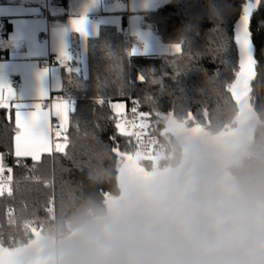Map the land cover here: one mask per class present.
<instances>
[{
    "label": "trees",
    "instance_id": "16d2710c",
    "mask_svg": "<svg viewBox=\"0 0 264 264\" xmlns=\"http://www.w3.org/2000/svg\"><path fill=\"white\" fill-rule=\"evenodd\" d=\"M67 1L51 0L60 6ZM247 1L167 0L141 12L142 25L162 42H182V50L170 55H131L121 30L100 26L98 34L87 40L84 72L74 60L63 74L60 94L72 101L73 109L67 131L56 142L62 150L44 154L36 162L13 155L15 123L12 114L6 119L8 110L0 109L2 166L8 180L11 177V194L0 195L2 238L14 240V247L27 243L32 239L28 231L32 222L55 219L58 228L67 223L75 227L105 207L104 194L119 193L116 177L122 160L115 151L133 153L132 140L126 132L118 135L109 101L125 102L127 115L133 116L134 106L147 114L139 122H147V132L168 145L172 163L180 147L165 130V117L199 124L211 133L232 127L236 107L225 87L234 79L232 70L238 69L233 27ZM250 19L255 56L261 62L250 100L264 123V0ZM138 75H148V82L137 83ZM99 100L103 104L96 103ZM113 136L115 140L110 139ZM260 141H264V124L258 127L254 144Z\"/></svg>",
    "mask_w": 264,
    "mask_h": 264
},
{
    "label": "clouds",
    "instance_id": "9594fccd",
    "mask_svg": "<svg viewBox=\"0 0 264 264\" xmlns=\"http://www.w3.org/2000/svg\"><path fill=\"white\" fill-rule=\"evenodd\" d=\"M46 254L50 264H264V141L225 152L193 140Z\"/></svg>",
    "mask_w": 264,
    "mask_h": 264
},
{
    "label": "crops",
    "instance_id": "0c3cea01",
    "mask_svg": "<svg viewBox=\"0 0 264 264\" xmlns=\"http://www.w3.org/2000/svg\"><path fill=\"white\" fill-rule=\"evenodd\" d=\"M166 1L68 0L66 6H60L51 0H7L0 4V87L10 88L15 102L23 106L40 103L50 113L54 112L51 105L62 98L73 104L67 96L60 94L64 90L63 74L73 67L72 61L77 62V55L78 66L84 72L87 40L95 37L102 25L114 26L121 31L127 29L123 34L131 55L178 53L172 48L177 43L162 42L150 28L142 25L141 12L150 11ZM81 17L84 20L83 32H76L71 22ZM133 50L135 54H132ZM48 57L58 62L59 68L45 66L43 63ZM15 75L19 84L13 89L10 82ZM42 93H47L49 98L40 100ZM114 103H123L121 111L127 115L125 102ZM11 114L15 123L14 110ZM52 118L56 116L50 115V121ZM57 121L61 135V122ZM60 135L52 134L50 122L48 150L39 152V159L44 154L53 153ZM12 153L17 157L15 140ZM19 157L32 159L30 156ZM0 174L4 175V184L8 177L4 172Z\"/></svg>",
    "mask_w": 264,
    "mask_h": 264
},
{
    "label": "water",
    "instance_id": "95a60500",
    "mask_svg": "<svg viewBox=\"0 0 264 264\" xmlns=\"http://www.w3.org/2000/svg\"><path fill=\"white\" fill-rule=\"evenodd\" d=\"M248 2L249 1H247L246 3ZM252 3L255 4V0H253ZM257 7L258 5L253 6L252 14L257 9ZM252 14L250 18L252 17ZM240 16L235 19L236 21L233 27L234 43L236 33L240 26ZM250 23L251 19L249 20L248 25L249 32ZM235 47L237 49L238 56V46L236 45V43ZM250 52L253 55H256V48L252 41V33H250ZM137 83L140 82L137 81ZM251 86L247 87L243 92L238 89H234L230 93L232 101L236 107V114L233 119V126L228 129H221L215 133H211L208 129L202 127L199 124H193L192 126L187 127L185 125V122L177 121L172 117H168L164 124L165 130L171 132V134L177 141L180 147V153L183 148L193 140H202L212 145H219L223 147L225 152L235 151L241 147L251 146L252 144H254L257 129L264 123L261 121L259 115L256 114L257 112L254 109V105L251 104ZM146 124L147 122L142 123V125ZM115 153L122 160L118 168L116 177L119 192L122 190L125 182L128 179L148 176L152 173L164 169L159 167V163L164 158L163 155L157 156L135 153L130 154L120 153L118 151H115ZM144 160L148 161L151 164L150 170H147L146 168L144 169V167L140 164V162ZM114 197L115 196L104 194L105 207L112 201ZM54 240V237L50 235L32 231V239L23 245L17 246L15 248H6L0 244V264H50L49 258L46 254V248Z\"/></svg>",
    "mask_w": 264,
    "mask_h": 264
},
{
    "label": "snow or ice",
    "instance_id": "6c2138e0",
    "mask_svg": "<svg viewBox=\"0 0 264 264\" xmlns=\"http://www.w3.org/2000/svg\"><path fill=\"white\" fill-rule=\"evenodd\" d=\"M260 0H252L244 4L241 8L240 26L235 36V43L238 46V69H233L232 74L234 79L231 83L227 84L225 90L231 93L234 89L243 92L247 87L256 82L259 76V69L261 62L250 52V32L248 25L250 16L252 14L253 6L258 5ZM73 30L76 32H83V17L74 19L72 22ZM175 52L182 50V42L172 46ZM132 54H135L133 50ZM172 78V76H171ZM149 80L148 75H138L137 81L140 83H147ZM58 91V90H57ZM49 98L47 93H42L40 100ZM98 104H103V100L96 101ZM136 105V101H133ZM109 106L115 113L117 118L115 128L118 135L122 136L125 132L139 126V118L146 116L145 113L138 112L136 106L131 109L133 119H129L121 110L124 108L123 103H112L109 101ZM54 112L50 113L44 109L40 103H35L30 106H23L15 102L14 94L10 88L0 87V109H6V119L10 120V114L14 110L15 115V128L19 131L14 136L15 140V155L30 156L33 160H38V153L48 150V136H49V123L50 115L54 114L61 122L60 126L63 127L64 122L67 120L70 105L66 99H60L51 105ZM124 129V131H122ZM60 135V132H57ZM115 140L116 137H110ZM57 150H62L61 145H57ZM11 172V169H8ZM4 172V168L0 165V173ZM11 180V177H9ZM5 191L3 181L0 180V194ZM9 194L11 190L8 189Z\"/></svg>",
    "mask_w": 264,
    "mask_h": 264
},
{
    "label": "built area",
    "instance_id": "2783aa9c",
    "mask_svg": "<svg viewBox=\"0 0 264 264\" xmlns=\"http://www.w3.org/2000/svg\"><path fill=\"white\" fill-rule=\"evenodd\" d=\"M119 1V0H117ZM127 29L123 28L122 33H126ZM45 66L48 67H54V68H59L60 64L56 62L52 57H48L45 62L43 63ZM19 80L18 77L15 75L12 77L10 86L15 89L18 87ZM129 119H133L132 115H126ZM51 122V132L52 134H57L59 131V125L58 121L54 118H52ZM131 136V146H132V152L135 154H144V155H163V159L159 163L160 168H165L166 166H169L172 164L170 160V155L168 154L169 147L168 145L161 141L157 136L149 134L145 128L144 125H142L139 122V126H137L134 129H131L126 132ZM4 175L0 174V180H4ZM49 214L54 219V209L50 208L49 209ZM88 212V211H87ZM12 221H8L7 224H11ZM74 226L72 223H67L64 228H58L55 223V219L49 222H40V223H35L32 222L28 224V231L30 234H32V231H37L45 235H50L54 237V239H58L62 236H65L69 234ZM3 234L0 233V239H3ZM5 241L4 244L0 243L6 248H15L14 247V240H10L7 238L3 239Z\"/></svg>",
    "mask_w": 264,
    "mask_h": 264
},
{
    "label": "rangeland",
    "instance_id": "374dc122",
    "mask_svg": "<svg viewBox=\"0 0 264 264\" xmlns=\"http://www.w3.org/2000/svg\"><path fill=\"white\" fill-rule=\"evenodd\" d=\"M76 60H77V62L79 61V57H78V55H77V57H76ZM67 69V68H66ZM78 69H80V67H78ZM69 105H70V110L69 111H71V109H73V104H71V103H69ZM69 113L70 112H68V116H67V120L65 121V123L63 124V127H62V133H61V135L60 136H64V134H65V132L67 131V128H68V124H69ZM56 119V118H55ZM166 119V118H165ZM57 120V119H56ZM187 127H189V126H192L193 124H191L190 122H188V123H186L185 124ZM140 164L144 167V169L146 168L147 170H150L151 169V164L148 162V161H141L140 162ZM4 188H5V192H9L8 191V189H9V180H8V178L6 179V182H4Z\"/></svg>",
    "mask_w": 264,
    "mask_h": 264
}]
</instances>
